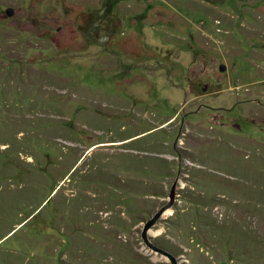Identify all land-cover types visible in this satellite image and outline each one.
<instances>
[{"label": "rangeland", "instance_id": "374dc122", "mask_svg": "<svg viewBox=\"0 0 264 264\" xmlns=\"http://www.w3.org/2000/svg\"><path fill=\"white\" fill-rule=\"evenodd\" d=\"M0 100V264H171L174 182L147 243L242 264L206 220L264 224V0H0Z\"/></svg>", "mask_w": 264, "mask_h": 264}, {"label": "trees", "instance_id": "16d2710c", "mask_svg": "<svg viewBox=\"0 0 264 264\" xmlns=\"http://www.w3.org/2000/svg\"><path fill=\"white\" fill-rule=\"evenodd\" d=\"M1 92H3V91H1ZM6 98H7V94H6ZM0 102H1V100H0ZM3 112H4V110L0 107V120L1 121L3 120ZM12 113H13V110L10 109V114H12ZM12 115H15V114H12ZM13 123H15V122H13ZM63 132H64V130L59 129L57 133L60 134V136L66 138L64 136L65 133H63ZM69 138L73 139V137H69ZM69 138H67V139H69ZM0 142H1L0 143V147L1 146L6 147V149L4 151H12V154L10 155V158L15 157V155H13V154H17L18 152H20V151H17L15 148L11 150L10 147H7L8 145L3 143V133L2 132H0ZM16 148H19V147H16ZM52 154L53 153L50 152V157H51ZM73 155H75V154L73 153ZM25 156H26L25 157V161H26L27 157H29V154H26ZM21 157H23V156H21ZM30 157H32V156L30 155ZM16 158L17 157L14 158V162L20 161L19 159H16ZM81 167H82V162L79 163V160H78L73 168H71L70 170H68L67 172L64 173L63 178H68V176H69V179H71V177H72L73 180H75L76 182H79L81 180L79 172L82 173ZM75 168H77V169L75 170ZM121 170H123L125 172L128 171L125 168L124 169L122 168ZM40 171H41L42 174H44L43 172H48L50 174L49 167L48 168H44V166H43V167L40 168ZM71 171H72V173H71ZM62 173L63 172L61 171V174ZM89 173H91L93 177H100L102 180H104V182L109 180V183L110 184L112 183L111 179L109 178V176L107 174V170L105 168H103V167H99L98 166L97 171H95V173H93L92 171H90ZM120 173H121V171H120ZM42 177L46 181V178L44 176H42ZM95 182L99 183V179H96ZM106 183H108V182H106ZM254 188L257 191L264 192V187L261 186V185L260 186H255ZM230 191L233 192L235 197L245 198L246 202H248V200L251 201V202L253 201L254 204H255L254 208L256 206H259V210L261 209L260 211H258V209H255L256 212H261L262 214H264V201H259V200L255 199V198L240 197L242 195V192L238 194L236 189L232 190V189L228 188V192H230ZM53 192L50 194V196L47 199H49L53 195ZM204 194H205V196H203L204 197V201H205L206 204L209 205V202L206 200L207 199L206 196H210V195H207L206 193H204ZM212 198H213V200H215L214 196ZM213 200L211 202H213ZM59 207H58V213L62 214V210L59 209ZM66 211L71 212V210H65V212ZM257 215H261V214L255 213V215H254L255 219H256ZM31 216H29V218ZM262 216H264V215H262ZM28 219L26 218V220H24L21 224H19V226L22 225L23 223H25ZM206 223H207V225H209L211 227V229H212L211 233H213L216 236L217 239H220L218 237H223L224 234L227 233L225 230L222 229V228L227 227L228 228V243L230 244V246L232 244L231 237L233 238V241L241 239V238L237 237L235 235V233H233V232H235L236 230L241 231L243 233V235H244V237L241 239V241L243 243L238 244V242H235L233 244V250H231V253L233 255H236V257L238 256L236 258V260L239 261L242 264H264V224L263 223H261V225H260L261 228L258 227L259 223H257V225H255V223L252 225L251 221L243 222V223L235 222V224L231 223L232 225L230 223L228 224L227 220H221V222L215 223L213 217H211V216L209 218L207 217ZM204 225H206V224H204ZM216 228H221L220 229V233H218V236H217L216 231H215ZM229 228H230L231 232L229 231ZM15 229L16 228L11 230L9 232V234L12 233L13 231H15ZM222 245L225 246V244H222ZM234 247H237V250H235ZM245 255H247V256L245 257Z\"/></svg>", "mask_w": 264, "mask_h": 264}, {"label": "water", "instance_id": "95a60500", "mask_svg": "<svg viewBox=\"0 0 264 264\" xmlns=\"http://www.w3.org/2000/svg\"><path fill=\"white\" fill-rule=\"evenodd\" d=\"M9 14H11V12H9ZM175 181H176V180H175ZM174 185H175V182H174V184H173V186H172L171 194L169 195V196H170V202H169L166 206H164V207H163V208H162V209H161V210H160V211L154 216V218H153L151 221H148V223L145 225L144 230H143V233H142V239L144 240L145 244H146L149 248H151L153 251L159 252V253H161V254L167 256V257L170 259L171 264H175V261H174V259H173L172 257H170V256H171L170 254H166V253L162 252L161 250H158V249L152 247L150 244L147 243L146 238H145V231L147 230L148 227H150V226L154 223V221H155L156 218L159 216V214H160L165 208L169 207V206L172 204V201H173V198H174Z\"/></svg>", "mask_w": 264, "mask_h": 264}]
</instances>
